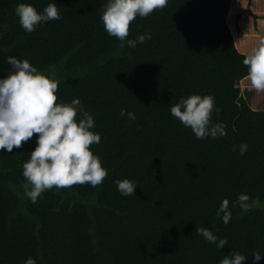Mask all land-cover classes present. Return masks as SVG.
I'll return each instance as SVG.
<instances>
[{
  "label": "trees",
  "instance_id": "16d2710c",
  "mask_svg": "<svg viewBox=\"0 0 264 264\" xmlns=\"http://www.w3.org/2000/svg\"><path fill=\"white\" fill-rule=\"evenodd\" d=\"M235 0H168L131 22L129 39L151 33L136 48H120L100 19L106 0H56L61 19L26 32L15 8L50 0H0V77L9 56L28 59L61 80L58 101L79 98L101 133L91 150L108 176L95 187H53L32 203L23 163L35 135L12 153L0 151V264H219L231 250L264 254V110L242 95L248 77L229 27ZM192 93L212 94L227 125L222 138L198 140L170 107ZM122 108L136 119L121 117ZM247 143L241 156L232 145ZM135 180L122 196L116 180ZM240 193L261 203L216 219L223 199ZM211 228L219 249L196 233ZM264 264V259L258 262Z\"/></svg>",
  "mask_w": 264,
  "mask_h": 264
},
{
  "label": "clouds",
  "instance_id": "9594fccd",
  "mask_svg": "<svg viewBox=\"0 0 264 264\" xmlns=\"http://www.w3.org/2000/svg\"><path fill=\"white\" fill-rule=\"evenodd\" d=\"M168 0H106L101 6L100 19L108 35L116 37L120 48H136L151 39V33H143L129 39L130 24L137 16L147 18L154 10L163 8ZM234 2V1H233ZM233 6V3H232ZM232 6L230 11L232 10ZM20 26L26 32H33L38 25L61 19L56 0L43 8L30 3H19L15 8ZM230 13V12H229ZM7 62L11 70L0 77V151L12 153L35 135V148L23 163L22 184L24 194L32 203L53 187L65 188L74 184L100 185L108 176V169L102 166L101 157L91 150L99 144L101 133L94 131L93 115L87 111L79 98L70 102L58 101L61 80L54 73L39 70L28 59L9 56ZM243 63L248 68V77L255 89L264 91V42L248 53ZM212 94L192 93L182 96L172 104L170 112L186 128H190L198 140L217 139L227 135V125L214 122L213 114L220 113ZM121 117L135 120L134 112L122 108ZM232 150L243 156L247 143L233 144ZM122 196H133L138 188L135 180H116ZM261 203L259 196L240 193L235 201L225 198L216 211V219L227 224L232 218V209L239 207L242 213L252 210L253 204ZM196 233L209 243L222 249L228 238H220L215 232L201 225ZM253 264L264 259V254L254 251ZM249 259L245 254L231 250L230 256H223L219 264H244ZM24 264H37L36 257H28Z\"/></svg>",
  "mask_w": 264,
  "mask_h": 264
},
{
  "label": "crops",
  "instance_id": "0c3cea01",
  "mask_svg": "<svg viewBox=\"0 0 264 264\" xmlns=\"http://www.w3.org/2000/svg\"><path fill=\"white\" fill-rule=\"evenodd\" d=\"M262 5L264 6V0H235L233 2L229 27L236 47L243 55H247L259 43L264 42V12L260 11ZM244 83L250 87L251 94H264V91L255 89L249 77L242 80V84ZM248 102L250 103V100ZM260 104L264 106V97Z\"/></svg>",
  "mask_w": 264,
  "mask_h": 264
},
{
  "label": "rangeland",
  "instance_id": "374dc122",
  "mask_svg": "<svg viewBox=\"0 0 264 264\" xmlns=\"http://www.w3.org/2000/svg\"><path fill=\"white\" fill-rule=\"evenodd\" d=\"M260 11L264 12V6L262 5L260 7ZM232 13V12H231ZM245 86V87H244ZM247 85V83H244L241 85V89H242V95L245 99H247L248 101L250 100V104L253 107V109L255 110H264V106H261V100L264 97V94L261 95H253L251 94V89L250 87Z\"/></svg>",
  "mask_w": 264,
  "mask_h": 264
}]
</instances>
